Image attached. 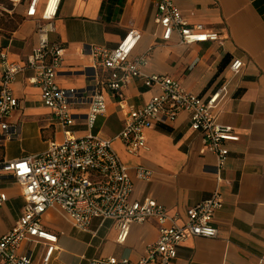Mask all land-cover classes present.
Returning a JSON list of instances; mask_svg holds the SVG:
<instances>
[{
    "label": "crops",
    "instance_id": "crops-1",
    "mask_svg": "<svg viewBox=\"0 0 264 264\" xmlns=\"http://www.w3.org/2000/svg\"><path fill=\"white\" fill-rule=\"evenodd\" d=\"M8 1L24 16L29 0ZM174 2L188 24L202 23L208 30L219 32L222 41L182 44L177 32L169 41L164 40L153 0H63L54 31L49 34L51 43L65 49L57 82L64 88L92 85L90 46L115 48L129 30L137 29L142 38L132 58L148 54L143 73L171 76L186 90L205 98L225 87L217 106L218 120L233 126L239 140L228 144L224 169L219 170L214 153L203 151L202 136L190 128L185 111L174 122L147 130L146 147L137 154L128 153L119 139H114L113 145L131 171L140 165L152 171L148 182L135 179L132 199L153 198L179 223L186 221L189 207L214 190L221 192L223 206L214 217L217 236L188 237L178 246L173 264H264V0ZM36 28L37 20L24 16L12 34L0 41V52L5 55L0 56V82L6 63H26L38 44ZM235 59L243 61L236 73L231 69ZM32 77L33 71L26 68L11 84L20 103L10 116L16 135L0 145V160L42 153L51 142L65 138ZM124 92L128 102L141 105L156 90L137 77ZM73 111L81 115L76 116L71 132L88 134L87 106ZM98 118L102 123L97 132L103 137L114 138L123 127L119 106L110 97L106 112ZM0 186L8 197L0 208L3 234L18 220L25 200L20 186L9 176H0ZM42 222L58 236L49 264H88L97 256L138 260L159 235L156 223L148 220L133 224L126 242L119 243L114 221L95 218L89 230L81 232L58 208L49 209ZM28 251L39 262L44 246L23 242L19 252Z\"/></svg>",
    "mask_w": 264,
    "mask_h": 264
},
{
    "label": "built area",
    "instance_id": "built-area-1",
    "mask_svg": "<svg viewBox=\"0 0 264 264\" xmlns=\"http://www.w3.org/2000/svg\"><path fill=\"white\" fill-rule=\"evenodd\" d=\"M62 1H28L24 16L37 20L38 44L26 63H6L2 70L0 145L16 135L10 116L20 103L11 84L15 76L26 68L33 71L30 80L39 86L42 101L52 110L65 138L51 142L42 153L0 160V176H9L18 184L25 200L16 223L8 232L0 234V261L4 264H49L57 250L58 236L45 228L42 219L49 209L58 208L81 232H87L95 218L114 221L118 226L119 243L126 242L133 224L148 220L156 223L158 239L138 260L97 256L89 259L88 264H173L178 246L188 237L217 236L214 217L223 206L222 194L214 190L208 198L189 207L186 221L179 223L164 205L153 198L132 199L135 179L148 182L152 171L141 165L131 171L113 141L119 139L128 153L137 154L146 147L147 130L172 123L180 112L185 111L189 114L190 128L202 136L203 151L214 153L218 168L222 170L230 152L228 144L239 140L233 126L218 120L217 106L225 87L205 98L186 90L171 76L143 73L141 68L148 63V54L132 58L142 38L137 29L129 30L115 48L90 46L92 85L84 88L60 86L57 77L65 49L51 43L49 34L54 31V20ZM153 1L158 10L156 22L163 28L164 40L169 41L177 32L182 44L222 41L219 32L208 30L202 23L188 24L174 0ZM0 56L5 57L2 52ZM242 66L243 61L235 59L231 69L236 73ZM137 77H142L147 87L156 90L141 105L128 102L124 92L125 86ZM108 97L117 103L123 117V127L114 138L92 132L98 117L106 112ZM85 105L89 133L77 136L70 127L75 124L76 116L81 114L73 109ZM7 200V194L0 186V208ZM23 242L44 246L39 262L32 251L19 252Z\"/></svg>",
    "mask_w": 264,
    "mask_h": 264
},
{
    "label": "rangeland",
    "instance_id": "rangeland-1",
    "mask_svg": "<svg viewBox=\"0 0 264 264\" xmlns=\"http://www.w3.org/2000/svg\"><path fill=\"white\" fill-rule=\"evenodd\" d=\"M21 21V15L17 7L8 0H0V41L8 37L17 28ZM102 119L98 118L93 132L96 133L101 128Z\"/></svg>",
    "mask_w": 264,
    "mask_h": 264
},
{
    "label": "trees",
    "instance_id": "trees-1",
    "mask_svg": "<svg viewBox=\"0 0 264 264\" xmlns=\"http://www.w3.org/2000/svg\"><path fill=\"white\" fill-rule=\"evenodd\" d=\"M23 18H24V16L21 17V21L19 22V24L22 22ZM19 24H18V25H19ZM17 27H18V26H17Z\"/></svg>",
    "mask_w": 264,
    "mask_h": 264
},
{
    "label": "water",
    "instance_id": "water-1",
    "mask_svg": "<svg viewBox=\"0 0 264 264\" xmlns=\"http://www.w3.org/2000/svg\"><path fill=\"white\" fill-rule=\"evenodd\" d=\"M90 74V73H89Z\"/></svg>",
    "mask_w": 264,
    "mask_h": 264
}]
</instances>
